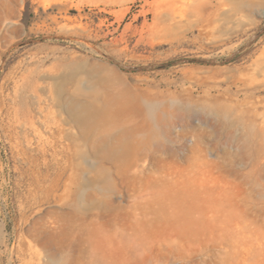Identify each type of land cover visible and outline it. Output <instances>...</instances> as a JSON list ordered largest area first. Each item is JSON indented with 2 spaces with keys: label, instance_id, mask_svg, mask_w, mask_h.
I'll list each match as a JSON object with an SVG mask.
<instances>
[{
  "label": "rangeland",
  "instance_id": "obj_1",
  "mask_svg": "<svg viewBox=\"0 0 264 264\" xmlns=\"http://www.w3.org/2000/svg\"><path fill=\"white\" fill-rule=\"evenodd\" d=\"M52 260L264 264V0H0V264Z\"/></svg>",
  "mask_w": 264,
  "mask_h": 264
},
{
  "label": "bare ground",
  "instance_id": "obj_2",
  "mask_svg": "<svg viewBox=\"0 0 264 264\" xmlns=\"http://www.w3.org/2000/svg\"><path fill=\"white\" fill-rule=\"evenodd\" d=\"M62 90H64V88L60 87L59 88L60 94L62 93ZM68 104H69V108H70L69 111H71V113L74 115V117L76 119V122L79 124L80 128H82L83 124H84L83 123L84 122V115L88 112L87 105L83 104L81 102H75L72 105L70 103H68ZM96 248H98L97 245L93 246V248H92L93 249L92 250V257H93V260L98 261V254H96ZM56 263H57L56 260L55 261L52 260V262L50 264H56Z\"/></svg>",
  "mask_w": 264,
  "mask_h": 264
}]
</instances>
